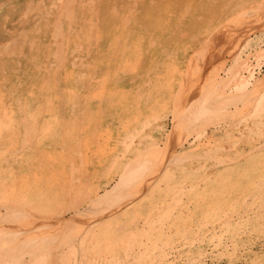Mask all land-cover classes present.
<instances>
[{
    "label": "bare ground",
    "instance_id": "obj_1",
    "mask_svg": "<svg viewBox=\"0 0 264 264\" xmlns=\"http://www.w3.org/2000/svg\"><path fill=\"white\" fill-rule=\"evenodd\" d=\"M5 1L0 0V6ZM9 1L14 5L13 3L18 0ZM24 1L25 7L17 13L16 19L12 15L9 17L8 11L13 12L11 11L13 6L9 9L6 8V11L0 15V39H2L0 40V63L2 64L0 67V257L2 254L3 257H7L10 248H16V245L13 246L15 240L7 239L8 235L12 233L11 230L22 234L23 240L27 241H23L25 246H22L25 249H22L21 258L17 257L18 259L15 260L11 258L10 260L8 257V261L2 258L4 260L0 259V263L15 264L16 261V264H83L84 260L77 261L80 257L79 251L83 248L77 241L79 238L77 228L80 229V226L90 227L89 223L94 221L98 222L99 225H96L100 228H108L111 224L112 232L107 233L105 237H100L98 240L99 242L103 240L104 245L100 243L98 246L102 248L107 245L110 240L108 237H112L111 244L115 246L114 242L122 241L118 239L122 235L128 238L127 241H129V237H137V235L138 237L139 235L147 237L149 229L147 230L145 226L151 225L156 220L158 214L155 219L153 218L156 210H158V216L163 214L162 205H164L165 197L170 196V200L175 197L172 201L177 203V212H175L177 214L174 217L169 216L170 221L166 223L167 228H170V224L172 227L174 222H178L185 216L179 212V209L181 210L190 198L179 202L180 198L177 197L180 192L181 195L188 196L189 191H193L192 198L195 200L200 199L201 201L204 198L202 195H198L195 189V191L192 190L193 185L189 182H184L182 186L178 185L177 190L174 189L170 194L168 193V196L166 191V195L165 193L162 195L160 182L165 180V173L180 171L183 177L192 174L191 179H193L202 174L204 178V175H210V171L200 174L195 169L197 164L204 163V159L217 166L225 167L230 164H226L225 162L228 161L225 159L224 161L221 157H225L229 161L236 158L240 162L243 160L241 157L264 155V150L261 151L263 147L261 145L264 143L262 141L264 139V112L261 110V108L264 109V70L260 75H255L250 62V57L253 55V58L256 56L258 58L262 54L264 59V48L259 47L264 38V17L259 16L264 12L263 0H188L190 6L187 9L176 8V3L173 0H46L43 3H41L42 0ZM223 1L229 8L227 12H230L223 13L226 16L223 20L212 19L209 21V17L215 13L212 12L215 10H212L213 7L221 5ZM162 2L164 5L161 4ZM258 2H262L263 5ZM31 3L37 9H33ZM199 6L203 11L211 10L206 16L209 21L206 25L201 28L197 21H185L183 24L178 22V15L185 17L186 13H194ZM165 9H167L168 15L174 17V21L171 23L173 28L165 26L166 21H161V12ZM10 20H13V23H10ZM208 24L209 27H207ZM229 26L231 27L229 28ZM191 27L200 31L194 38V43H192L194 33L188 32ZM213 27L215 28L213 29ZM9 29L13 31L10 32ZM105 29H108L107 32L105 31L106 33ZM253 31H258L259 36L251 38L250 33ZM243 41H245L244 44ZM254 43L257 49L251 48V50L254 49L252 53L249 50V45L253 44L254 46ZM230 44L232 45L230 46ZM219 45L221 49L216 48ZM187 46L188 48H186ZM239 47L242 50L236 53ZM157 51L159 54H156ZM225 53L229 55L225 56ZM145 57L148 59L145 60ZM180 58L185 64L184 67H187L186 69L188 66L192 68L189 69H191V73L194 72V75L192 74L194 77L185 78L184 68L179 69L178 74L175 72L177 70L171 68L172 65L169 69L165 68L168 60L174 61ZM227 61L229 62L226 67ZM255 65L263 67L261 63ZM170 82L171 84H169ZM27 87L31 93L22 97L24 107L21 108V112H18L22 115H19L12 111L13 108L20 107L16 93L23 94L22 89ZM132 89L133 91H131ZM8 92L14 96H10ZM127 92H129L128 104L126 95L123 100L126 105H115L116 94L117 99L121 100V97ZM165 95L168 98H173L174 107L179 108L180 103L183 102L182 106L187 112L185 111L186 113H182V115L180 112L179 117H181L178 118V114L176 115L175 112L177 108L172 109L173 104L171 103L170 111L173 113L171 115L173 117L170 118V126L172 130L170 126L169 129H165L163 126L161 127L162 134L158 130L149 134V131L154 127L151 125L154 123H150L151 120L158 121L157 115L154 113V110L157 112L156 103L164 102ZM3 96L8 99L3 100ZM13 105L18 106L13 107ZM128 105L130 111L126 113L124 106ZM101 115L107 116V122L96 121L97 117H101ZM129 120L134 124H140L141 128L138 131L133 125L128 128ZM176 123L185 125L195 123V127L198 126L197 131L198 129L203 131V140L198 138V141H190L191 139H187L189 137L184 136L185 138H182V142L178 143L176 148L173 146L175 155L170 158L166 154L170 150L165 151L159 148V142L173 133ZM255 124L256 126H254ZM185 125L184 129L187 128ZM233 125H239V127L237 126L236 129ZM62 127H67L66 130L73 129L75 132H72L69 137L66 136L67 140H62L59 137L61 143L58 147L63 151V153H59V151L53 150L50 145L51 142L57 143L56 137L60 135L59 129ZM105 128H107L106 132L114 134L116 139L111 141V144L108 143L110 147L103 151L112 153L116 144L119 145L117 148L119 150H116V153L128 151L129 154L124 153L120 158L114 156L115 163L112 172L103 180H96L92 183L93 185L88 182L81 185L79 190L81 193H85L86 197L83 200L85 201L84 206L80 208L81 206L79 207L78 204L82 202L81 195L79 193L76 196V193L71 192L73 191L72 185H65V187L57 189L52 186L54 182L57 183V186L62 185L60 179L65 177L63 175L64 168H66L65 174L68 175L70 181L84 175L83 171L76 170L80 165L73 162L72 158L76 153L73 152L72 144H70L72 143L71 136L76 133L81 135L88 132L95 140V132L102 133L103 130L99 131V129ZM13 129L20 130L14 133ZM231 130L241 133L242 135L239 134L242 136L241 139L233 137L230 134ZM250 131H255L257 139L246 135ZM193 134L195 135V133ZM63 137L65 138L64 135ZM194 138L196 139V137ZM249 138L252 140L250 141ZM230 139H237V142L232 145ZM219 140L220 143H218ZM253 140L255 141L253 142ZM256 140H261L262 143H257ZM80 143L76 141L74 146L79 152L77 154L81 155L79 160L85 162L86 159L82 157L83 152L79 147ZM239 143L241 146L242 144L247 145L245 152H237L232 148ZM68 144L70 146H67ZM211 144L216 149L212 154L214 159L204 155H201L202 158L199 157L200 155L199 158L195 157L203 148L204 153L201 154L207 153L206 155L210 154L211 156V150L214 149ZM224 146L229 150L221 151ZM255 146L257 150H252ZM42 156L45 159L50 156V160H45ZM79 160L78 164H80ZM236 160L233 161L229 170L237 169L243 172ZM53 163L56 164V168H53ZM45 168L47 170L43 171ZM245 170L244 176L249 178L245 175ZM45 171H50L51 174L46 175ZM261 171L263 170L261 169L257 173L258 177L260 173H264ZM74 174L78 175L77 178H74ZM236 174L238 175V173ZM85 178L83 181L87 180ZM214 183L211 185L214 186L213 188L210 186L207 188L208 191L210 190L209 192L211 189L215 191L218 188H216L218 181L215 180ZM76 188H74L75 191ZM257 189L260 191V187ZM217 190L216 192H218ZM42 191L45 193H41ZM58 191L64 196L69 195V198L71 194H74L71 196V204L67 201L65 202L66 208L60 209L61 211L58 213L55 212L59 214L57 216L59 221L50 214H46L44 217L41 214L37 215L36 210L39 213L43 212L44 206L50 211H54L52 204L59 199V196L55 194ZM213 194L215 195V193ZM223 194L224 192L218 193V195ZM256 194H259L257 190ZM217 198L218 196L211 197V203L220 202L216 201ZM227 201L226 199L222 202L226 203ZM108 202L112 203L108 204ZM180 203L184 204L178 206ZM71 205L72 207H70ZM68 208L71 209V215L64 217V212ZM78 217L84 223H78V220H75ZM162 219L164 218L162 217ZM117 221L119 222L117 223ZM85 224L87 225L85 226ZM84 227H82L83 230ZM91 228L92 226L88 231ZM101 231L98 235L103 236L105 232L100 233ZM12 234H15V231ZM145 237H141L142 239L140 238L139 241ZM46 239L47 241L52 239L53 242L59 240L58 243H60L50 249L44 246ZM122 239L124 241L123 237ZM150 239L148 238V241ZM18 240L20 239L18 238ZM132 240L135 238L130 239L134 245ZM120 242L119 245L122 246L123 244ZM17 243L20 245V241L15 244ZM84 243L87 241L85 240ZM81 244L84 246L83 242ZM126 245L131 247L128 242L124 243V246ZM126 247L128 248V246ZM152 247H155L154 244ZM127 248L123 247L122 251L126 252ZM18 249L21 250L19 247ZM14 251L12 250V252ZM12 252L9 251L8 254ZM123 254L126 257V253ZM131 254L133 253L131 252ZM165 257L168 256L165 255ZM154 264L162 263L157 261Z\"/></svg>",
    "mask_w": 264,
    "mask_h": 264
},
{
    "label": "rangeland",
    "instance_id": "obj_2",
    "mask_svg": "<svg viewBox=\"0 0 264 264\" xmlns=\"http://www.w3.org/2000/svg\"><path fill=\"white\" fill-rule=\"evenodd\" d=\"M44 1L46 2V0H42L41 3H43ZM24 2H25L24 0H18L16 3H13L14 5H12L9 0H6L5 3H2V5L0 6V15L3 14L4 11H6V8L9 9L10 7L13 6V9H11V11H13V12H10V10L8 11L10 13L9 17L14 16V18L16 19L17 18V13L20 12L21 8L25 7L24 4H23ZM173 2L176 3V8H178V9L179 8L180 9H182V8L187 9L188 6H190V3H189L188 0H173ZM258 3H260V2H258ZM263 3H264V0H263ZM263 3L261 2L260 4L263 5ZM161 4L164 5L163 2ZM32 6H33V9L34 8L37 9L35 7V5L32 4ZM228 9L229 8H227V3H225L224 1L222 2L221 5L220 4L219 5H215L213 7V9H212V10H214L212 12H215V13L212 14L209 17V21L212 20V19H215L216 21L223 20L226 17V16H224V14H228L230 12V11L227 12ZM244 11H246V10H244ZM210 12H211V10H208V9L203 11L202 7L199 6L198 10H195L194 13H190V14L186 13L185 17H183V16L181 17V16L178 15L177 20H178V22L180 24H183L185 21H190V20L197 21V24H200L201 28H202L204 25H206L209 22L208 19L206 18V16ZM161 13H162L161 21L162 20L166 21L165 26H169V28H173L171 23L174 21V17L172 15H168L167 9L162 10ZM263 14H264V12H262V14H259V16L261 15L262 16L261 18H263L264 17ZM257 17H258V15H257ZM255 18H256V16H255ZM257 19H259V18H257ZM10 23H13V20H10ZM217 24L219 25V23H217ZM158 25L161 27L160 24H158ZM207 27H209V24H208ZM215 27H217V26H215ZM215 27H213V29ZM230 27L231 26H229V28ZM197 28H199V27L197 26ZM189 30H190V31H188L189 33H191V32L194 33L193 42H192V43H194V41H195L194 38L196 37V35H198L197 33H199L200 31H199V29H192V27L189 28ZM9 31L11 32L13 30L9 29ZM105 31L107 32L108 29H105L104 32ZM259 34L260 33L258 31H253L252 33H250V36H252L251 38H254V37L259 36ZM0 40H2V39H0ZM244 42L245 41H243V44H244ZM263 42H264V38H263L262 42H260V44H259L260 45L259 47H261V49L264 48V43ZM231 45L232 44H230V46ZM255 46H256L255 43H254V46H253V44L249 45V50L252 53L254 52V49L251 50V48H253ZM186 48H188V46ZM216 48L217 49H219V48L221 49L220 45L218 47H216ZM255 49H257V48L255 47ZM241 50H242L241 47H239V49H237L236 53H239ZM222 51L224 52V50H222ZM156 54H159L158 51L156 52ZM224 55L228 56L229 54L227 55L225 53ZM253 56L250 57V62L253 65L252 66L253 73L255 72V75H260L263 72V70H264V62H261V61H264V59L262 58L263 55L262 54L259 55L258 58H257V56L253 58ZM260 56H261V58H260ZM240 57H241V54H240ZM147 59H148V57H145V60H147ZM229 61L226 62V67H227V63ZM256 63H261L263 65V67L261 65H257L258 67H256V65H255ZM1 65L2 64L0 63V67H1ZM164 65H165V62H164ZM184 65L185 64H184L182 58H180V59L174 60V61L168 60V64L165 65V68L169 69V67L171 66V68L173 67L172 68L173 70H177V71H175V72H177V74H178V70L179 69L181 70V68H184V71H186V73H188V74L185 73V76H186L185 78L194 77V76H192V74L194 75V72L191 73L192 72L191 71L192 68L188 66V69H186L187 67L186 66L184 67ZM189 68H191V69H189ZM187 71H189V72H187ZM144 76L146 77V74ZM136 78H138V77H136ZM160 80L162 81V79H160ZM173 81H175V79ZM169 84H171V82ZM28 87L22 89L23 94L21 92L20 93H16L17 99L20 101V103H18L20 107L17 108V109L13 108L12 111L14 113L21 112V110H22L21 108L24 107L23 106L24 99H22V97L25 96V94H28V93L30 94L31 93L30 90L28 89ZM108 91L110 92V90H108ZM131 91H133V89ZM131 91H129V92H131ZM96 92L98 94V91H96ZM129 92L125 93L121 97V100L117 99V94H116L115 98H116V101L119 102V103L117 104V103H115L116 102L115 101L114 104L115 105H119V106L126 105V102L123 101L124 97L126 95H127V104H128ZM8 94L10 96H14L10 92H8ZM7 99L8 98L3 96V100H7ZM163 100H165V101L164 102L163 101L162 102L158 101V103H156L157 104V107H156L157 108V112H156V110H154V113L157 115L158 121L154 122V121L151 120L150 123H154V124H151L154 127L152 128L151 131H149V134H152L156 130H158V132L160 134H162L163 131H161V127L164 126L165 129H169V126L171 125L170 118L173 117V116H171V115H173V113L170 111V109H171L170 106H172L171 103L173 104L172 109L173 108H177V106L174 107L173 98H168L165 95ZM121 101H122V104L120 105ZM132 104H133V102H132ZM180 104H181L180 107H182V108L179 107L175 111L176 115L178 114L177 115L178 118L181 117V116L179 117V113L180 112H181V115H182V113H186L187 112L182 106L183 102H181ZM129 105L128 106H124V108H126V113H129L128 111H130V106ZM15 106H18V105H13V107H15ZM88 110H89V108H88ZM261 110L264 112L263 108H261ZM147 113H148V111H147ZM18 114L22 115L20 113H18ZM150 118L152 119L151 116H150ZM166 119H167V121H166ZM96 121L97 122L101 121V122L105 123V122H107V116H102L101 115V117H97ZM129 125H128L129 126L128 128H130L133 125L137 129V131L139 130V128H141L140 124H134V122L131 121V120H129ZM184 125L185 124L176 123L175 129H173V131H172L173 133H170L165 138H163L162 141L159 142V148L164 149L165 151L170 150V151H168L166 153L167 156L170 157V158H172L175 155V150H174L173 146L176 148L178 146V143L182 142V138L184 136L185 137L186 136L189 137V138H187V137L186 138L189 139V140L191 139L190 141H198L199 139L203 140V133H202L203 131H201L200 129H198V131H197L196 128H198V126L195 127V123L186 124L185 125V126H187L186 129L183 128ZM235 126H234V128H236V129H237V126L239 127V125H237L236 127ZM254 126H256V124ZM189 127H193V128L189 129ZM66 128L62 127V128L59 129L60 135L56 137V142L58 144L55 143V142H51V145H50L53 150H57V151H59V153H63V151L59 150V147H58L59 143H61L60 142L61 139L59 137H61L62 140H67L68 139L67 137H69V135L72 134V132H75L73 129L66 130ZM107 128L99 129V131L103 130L102 131L103 134L101 132H95V136H96L95 140L92 139L91 134L88 133V132L84 133V134H81V135L76 133L77 135L74 134V136L76 135V137L71 136V139H72L71 142L72 143H70V144H72L73 152L76 153V154H74L72 159H73V162L76 163V165H78V166L80 165L78 168L76 167L77 168L76 170L83 171L84 175H80V177L78 179H74L75 181L74 180L70 181V179L68 178V175L65 174V172H66L65 169L66 168H64L63 175L65 177L63 179H60V181H61L60 184H62V185L57 186V183L55 184V182H54V184L52 186V188L57 189L58 187H65V185H67V186L68 185H72L73 186V191H71V192L74 193V194L76 193L75 194L76 196H77V194L79 195V193L81 195L80 197L82 198V202H79V204H78L79 207L81 206L80 208H82L84 206L85 201H83V200L85 199L84 197H86L85 193L82 192L83 193L82 194L81 191L79 190V188L82 187L81 185L83 183H86V182H88V184H92L96 180H98V181L103 180L108 175H110L111 172H112L113 165L115 163L113 161V160H115V159H113V157L114 156H118L117 158H120L121 155H124V153H128L129 154L128 151L127 152H122L121 151L122 153L121 152L120 153H116V150H119V149H117L119 145H116V144L114 146V149L112 148L114 150L112 153H106L105 151H103L106 148L110 147V146H108L109 145L108 143L111 144V141L113 142L116 139L114 134H109V133L106 132ZM109 129L112 130L113 128H109ZM170 129L172 130L171 126H170ZM229 129H231V128H229ZM19 130L20 129H13V132L16 133ZM63 130H64V132H63ZM179 130H180V133H179L180 135L178 134ZM188 130H190L191 132L188 131ZM235 131L236 130H233V131L231 130L230 134L233 135V137L236 136V137H239L238 139H241L242 136H239V134H241V133H237L238 131H236V132ZM239 131H241V130H239ZM67 132H68V135H67ZM251 132H253V133H251ZM182 133H183V135H182ZM184 133H185V135H184ZM193 133H195V135ZM248 133L250 134V135L246 134L248 137H252L254 139H257V134L255 133V131H250ZM63 135L65 136V138L63 137ZM172 136H173V138H172ZM174 136H175V138H174ZM194 137H196V139ZM252 138H249V140L251 141ZM172 139H174L176 142L174 140H172ZM221 140H224V139L221 138ZM76 141L78 143L81 142L79 147H80V149L83 152L82 157H84V159H86L85 162H82V161L79 160L81 155H78L77 153H79V152H77V150L75 149L74 144L76 143ZM229 141H231L232 145H233L235 142H237V139L236 140H231L230 139ZM254 141L255 140H253V142ZM260 141L256 140L257 143H262ZM262 141L264 142V139ZM166 142H168V143L166 144ZM227 142H228V140H227ZM185 143H187V142H185ZM218 143H220V140H219ZM70 144H68L67 146H70ZM211 146L214 147V149L212 148V150H211V156H210V154L206 155L207 151L205 152L206 154H201L202 152L204 153V151H203L204 148H203V149H200L202 151L199 152V154H196L195 157L196 158H199V157L202 158V156L204 155V156H207V158L211 157V158L214 159V156L212 157V154H213V152L216 151V149H215V146L213 144H211ZM262 146L264 147V143H262L261 147ZM246 147H247V145L242 144V146H241V144L239 143V145H234L232 148L235 149V151L237 150V152L240 151L241 153H243V152H245L247 150ZM263 147L261 148V151L264 150ZM165 148H169V149L166 150ZM208 149H209V147H208ZM255 149H256V146H255V148H252V150H255ZM228 150H229V148L224 146V149H222L221 151H228ZM90 151H91V153H90ZM117 154H120V155H117ZM260 156L257 154V155H253V156H246V158L241 157L243 160H241L240 162L238 161L239 159L236 160V158H234V160L231 159L229 161L225 157H221L223 160L225 159L226 161H228V162H225L226 164H228V163L230 164L229 166H225V167L217 166L215 164H212V163L208 162L206 159H204V163H200V164H197L195 166V169L197 170V173L200 172V174H201V173H204L206 171H210V175H204V178H203L202 174H201L200 177H196V178H193V179H191L192 178V176H191L192 174H189V175H186V177H183V175L180 173V171L171 172V173H168V174L165 173V175H164L165 177L163 176L165 178V180L163 179L164 181L160 182V184L162 185V190H161L162 195L166 191L167 196H168L174 189L177 190L178 185L182 186L184 182H189V184L193 185L192 190L195 189L196 193H198V195H202L204 198L201 201H200V199L195 200V198H192L193 194H194L193 191H189L188 196H185L184 194L181 195V192H180L179 193V197H177V198H180L179 199L180 201L178 200L179 202H181V200L185 201V199H187V198L188 199L190 198V200L192 202L190 200H188L186 202V204L182 207L184 209H182V208H181V210L179 209V212L181 214H184L185 218L184 217H183L184 219L181 218L176 223L173 221L174 224L172 225V227H171V224H170V228H167L166 223H168L170 221V217H174L177 214V213H175V212H177V210H176V204L177 203H173L175 197L172 198L173 201L169 199L170 196L167 197V198L165 197L163 199V204L164 205H162L163 210H164V211L162 210L163 214H160V216H158L159 213H158V210H156L155 215L152 214V215H154V217H153L154 219H155L156 215L158 214L157 217H156V220L154 221V219H153L154 222H152L151 225L149 224V226H147V225L145 226V227H147V230L148 229L150 230V231L148 230L149 232L147 231L148 235H146V236L149 239L151 238L152 241H151V239H150V241H148V238L145 237V235H143V236L139 235V237H138V235H137V237H129V241H127L128 238H126V236L124 237L122 235L121 238H118V239L122 240L121 241L122 244H123V245L121 244L122 246L119 245L120 240H117L116 242H114L115 246H112L111 243L113 242V239L111 240L112 237H108V238H110V240L108 241V244L105 245V246L107 247V246L111 245L112 247H107L106 248L104 246L105 247L104 248L102 246V248H101L98 245L100 243L104 245V243H103V240H101L99 242L98 239H100V237H105L107 235V233L112 232L111 229H112L113 226H111V224H110L111 227L109 226L108 228H106V227L105 228L104 227L100 228V226H98L99 225L98 222L96 223L95 221L93 223H89L90 227L92 226L90 231H88L90 227L86 226L87 224H85L86 227H84V225L80 226V229L77 228V233H78V236H79L77 241L80 242L79 245H80V247H83V248H81V250L79 251L80 257L78 258L77 261L84 260L83 264H91V262H92V264H94V262H95V264H123V263L124 264H154L157 261L161 262L162 264H167V263L168 264H248V263L249 264H264V213H263L264 212V205H263L264 204V196H262L264 194V173H260L261 177L260 176L258 177V175H257V173L261 169L263 170L261 172H264V158H263L264 155H260ZM42 157H43V159H45L44 156H42ZM49 157L50 156H48V158L45 159V160H50ZM260 158H262V159L260 160ZM245 159H248V160H245ZM78 160H79L80 164H78ZM90 160H91V164H90ZM235 160L237 161L236 162L237 165L239 164L238 166L243 169V172L241 170L239 171L237 169L234 170V171L229 170L231 165H233V161H235ZM57 161H59V160L57 159ZM242 162H243V164H242L243 166L241 165ZM248 163H250V164H248ZM57 164H59V162H57ZM81 165H82V167H81ZM53 166H54L53 168L57 167L55 163H53ZM169 168L171 169V167H169ZM183 168H185V167H183ZM201 168H203V169H201ZM246 168H248V170H245ZM44 170H47V169L45 168V169H43V171ZM244 170H245V175L249 176V178L248 177L245 178ZM49 173H50V171H47V172L45 171L46 175H48ZM236 173H238V175ZM255 173H256V176H255ZM74 176H75L74 178H77L76 176H78V175L74 174ZM82 176H84V177H82ZM46 178H47V176H46ZM84 178L87 179V180L83 181ZM233 179H236V180H233ZM78 180H79V182H78ZM215 180L218 181V183H217L218 185L216 186V188L218 187L219 189L217 188L218 189L217 190L215 188L218 192H216V190L214 191L213 189H211V192H209L210 190L208 191L207 188L209 186L211 188H213L214 186L212 187L211 185L215 184L214 183ZM224 180H227V181H224ZM57 181H58V179H57ZM65 181H67V182H65ZM231 182H232V184H230ZM234 182L238 183L239 185H236ZM255 182H256V184H255ZM261 183H263V184H261ZM240 184H242V185H240ZM258 184H259V186H258ZM255 187H256V189H255ZM259 187H260V191L257 189ZM74 188L77 189L76 190L77 192L75 191ZM223 188H224V191H223ZM253 189H255V190H253ZM221 190H222V192H221ZM256 190H257V193L259 192L258 195L256 194ZM58 192H56L55 194H57L59 196V199L56 200L55 203L52 204V206H54L53 207L54 211L52 212V211H50L49 209H47L44 206L43 212L39 213V211L36 210V213H38L37 215L41 214L44 217V215L50 214L51 216L54 217L55 220H58V218H57V216H59V214H57L58 211H61L62 208H66L67 207L65 202L69 201L70 204H71V202H72L71 196L74 195V194H71L70 198H69L68 197L69 195L68 196H64L63 193H61L60 191H58ZM219 192L220 193L224 192V194L223 195H218ZM41 193H45V191H42ZM166 193H165V195H166ZM213 193H215V195ZM231 193H232V195H231ZM212 194H213V196H211V197L214 198L215 196H218L216 201H220V202H215L214 201L215 203L214 202L211 203L210 195H212ZM180 195H181V197H180ZM260 197H261L262 200L260 199ZM226 199L228 200L226 203L222 202V201H225ZM166 200H167V202H166ZM175 200L177 201V199H175ZM256 200H257V202H256ZM111 203L112 202H108V204H111ZM205 203L206 204L208 203V204L206 205ZM182 204H184V203H180V204H178V206L182 205ZM173 206L175 208H172ZM250 206L252 207V209H251ZM70 207H72V205ZM188 207H190V208H188ZM200 207H201V209H200ZM94 208H96V207H94ZM187 208L190 209L191 211L190 210L188 211ZM202 208H204L205 210L202 209ZM254 209L257 210L258 213ZM170 210H172L173 213H172V211L170 212ZM55 212H57V213H55ZM70 212H71V209L68 208L66 210V212H64V217H66L68 215H71ZM167 212H169V213L167 214ZM261 212H262V214H261ZM205 213H207V214H205ZM189 214H191V215H189ZM240 214H241V216H240ZM242 214H243V216H242ZM166 215H168V216H166ZM186 216H187V218H186ZM189 216H190V218H189ZM162 217L164 219H162ZM193 218H195V219L197 218V219L195 220ZM79 219L80 218L78 217L75 220H78V223H80L81 220H79ZM197 220H198V222H197ZM118 222L119 221H117V223ZM191 222H194V223H191ZM81 223H84V222H81ZM153 223H154V225H153ZM196 223H197V227H196ZM96 224H98V225H96ZM191 224H192L193 227L191 226ZM156 225H158V226H156ZM82 227H84L85 229L83 230ZM152 227H154L156 229H154ZM162 227H163V229H162ZM100 230H102L100 233H102L103 231L105 232V234L103 236L101 234L98 235ZM14 231H15V234H12V233H14ZM14 231L11 230L12 233H10L8 235L7 239L8 240L14 239L15 243L17 241H20V243H19L20 245H18V243L15 244L14 242H13L14 245L13 244L12 245L13 246L16 245V248L18 249V247H19L21 250L18 249V251H17L16 248L14 249V247H12L13 249L10 248L9 251L12 252V250H15L14 252L10 253L13 256L8 254L9 253V251H8V253L6 252L8 256L5 254V256H7V257H3V254H2L1 257H0L1 260H2V258H4L5 261H8L9 258H10V260H11V258H14V260H15L17 257L21 258L20 256H21V254H23L22 253L23 252L22 249L24 247L22 245L25 246L23 241H27V240L26 239L23 240L24 239V238H22L23 235L22 234L21 235L18 234V232L16 230H14ZM118 231H119V229H118ZM165 231H167V233H165ZM89 232H90V235H89ZM151 232H152V234H151ZM115 233H118V232H115ZM122 237L124 238V241L126 240L125 242H128V244H131V247H129V245H126V246H128V248L126 246H124L125 242L123 241ZM141 237H145V239L143 238V240L139 241ZM18 238L20 240H18ZM80 238H81V240H80ZM134 238H135V240H132L134 245H132V242L130 241V239H134ZM85 240L87 241V243H84ZM58 241L56 242L54 240V242H53L52 239H48V241L46 239V241H45L46 245L44 243V246H46V247H48L50 249H53L54 245L60 243V242L58 243ZM69 242H71V241H69ZM82 242H83L84 246H82V244H81ZM21 243H23V244H21ZM152 243L154 244L155 247H152V245H153ZM116 244L119 245L120 249H119V247H117ZM148 244L150 245V248H149ZM85 246H86V248H85ZM145 246H146V248H145L146 250L144 249ZM123 247H124V249L127 248V250H125L126 252H124V250L122 251ZM149 249H152V250L150 251ZM15 252H16V254L14 255ZM131 252L133 254L130 255ZM123 253H126L125 254L126 257L123 256L124 255ZM134 253H137V254H134ZM100 254H101V256H100ZM107 254H109V255H107ZM103 255L105 256V259H104ZM165 255L168 256V257H165ZM225 255H226V257H225ZM1 260H0V262H1ZM153 261H154V263H153ZM0 264H2V263H0ZM15 264H16V261H15Z\"/></svg>",
    "mask_w": 264,
    "mask_h": 264
}]
</instances>
